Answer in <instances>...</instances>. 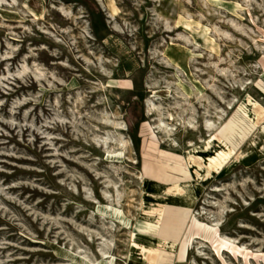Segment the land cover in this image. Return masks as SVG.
Listing matches in <instances>:
<instances>
[{"label": "rangeland", "instance_id": "rangeland-1", "mask_svg": "<svg viewBox=\"0 0 264 264\" xmlns=\"http://www.w3.org/2000/svg\"><path fill=\"white\" fill-rule=\"evenodd\" d=\"M23 1L0 0V264H71L58 246L127 264L144 206L160 207L144 178L181 182L172 167L191 144L246 95L264 106V0H44L39 18ZM162 204L157 239L173 247L137 243L168 264H264V159L215 176L192 206Z\"/></svg>", "mask_w": 264, "mask_h": 264}, {"label": "bare ground", "instance_id": "bare-ground-1", "mask_svg": "<svg viewBox=\"0 0 264 264\" xmlns=\"http://www.w3.org/2000/svg\"><path fill=\"white\" fill-rule=\"evenodd\" d=\"M43 3L44 0H24L22 8L29 10L35 18H39L43 10ZM9 12L18 14L11 10ZM117 13L118 9L114 8V14ZM19 16L21 15L19 14ZM174 51L175 53L169 55L175 63L182 65L181 61H187L189 52L181 51L179 47ZM191 78L194 79V77ZM194 82L198 90L202 91V85L195 79ZM78 85V80H70L65 82L62 87H57L56 89L69 90ZM256 87L264 94L263 81L258 82ZM46 90L49 91L48 89ZM187 92L192 94V91L188 88ZM238 105L236 111L225 124L221 134L219 132H209L210 136L208 139H202L199 143L191 144L184 151L183 157L188 165L180 163V165H176L177 167L169 166L178 171V176L183 178L181 182L163 184L162 180L154 176L144 178L146 188L155 190L154 193L148 194V197L160 203V207H154V205L144 206L142 215L134 225L132 235L134 243L127 264H168L172 261L169 251L158 250L137 243L139 240L151 244L155 241L160 246L173 247V243L170 241L157 239L160 232L158 220L164 205L162 203L192 206L196 198L205 191L215 176L222 177L239 165L249 167L264 159V138L261 131L257 130L264 122V106L249 94ZM206 126L209 127V123ZM123 153V151L108 150L106 159L123 162ZM162 166L166 167V165ZM163 177L165 176L163 175ZM169 177L170 174L166 173L165 178ZM190 178H193V180ZM96 209L107 218H112L122 223L123 228L133 227L130 218L111 204L98 203ZM153 209L156 210L154 211ZM55 251L60 257L69 258L71 264H116L112 255H103L96 261H90L84 255L62 246L55 247Z\"/></svg>", "mask_w": 264, "mask_h": 264}]
</instances>
